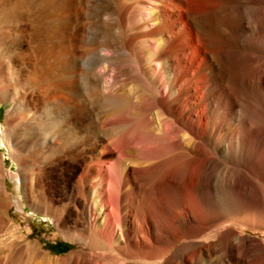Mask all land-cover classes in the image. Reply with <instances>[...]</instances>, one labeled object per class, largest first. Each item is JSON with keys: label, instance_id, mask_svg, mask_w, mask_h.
I'll return each instance as SVG.
<instances>
[{"label": "bare ground", "instance_id": "1", "mask_svg": "<svg viewBox=\"0 0 264 264\" xmlns=\"http://www.w3.org/2000/svg\"><path fill=\"white\" fill-rule=\"evenodd\" d=\"M11 1L24 11L32 3L0 0V7ZM102 1H86L101 23L81 46L73 35L62 59L52 60L59 75L39 89L60 115L80 102L87 113L131 110L105 133L104 122L90 117L91 135L106 136L101 153L111 159L101 191L88 187L82 206L96 244L92 260L264 264V0H133L126 28L120 15L100 9ZM0 64L5 103L19 84L9 85L1 71L6 64L12 75L2 35ZM40 124H32V136L42 140V152L59 150L63 136ZM3 136L15 151L18 135L3 124ZM2 164L0 157V197L10 207ZM15 203L23 211V202Z\"/></svg>", "mask_w": 264, "mask_h": 264}, {"label": "rangeland", "instance_id": "2", "mask_svg": "<svg viewBox=\"0 0 264 264\" xmlns=\"http://www.w3.org/2000/svg\"><path fill=\"white\" fill-rule=\"evenodd\" d=\"M86 1L50 0L47 4L32 0L28 11L21 10L17 1L0 7V35L5 37L14 78L9 75L6 64L1 71L11 80L9 85L13 81L19 84L17 93L11 90L10 100L4 103L0 99V126L4 124L5 130L19 137L15 151L12 139L6 141L7 146L2 142L4 136L0 139L2 169L6 174L4 190L12 197L10 207L0 197V264H90L89 260L95 259L96 244L89 239L82 206L88 200V187L96 185L97 191H101L102 179L108 178L106 165L111 164V159L101 153L106 136L92 137L90 117L104 122L105 133L110 122L128 119L131 110L127 108L122 114L112 115L95 107L87 113L80 102L78 109L67 108L60 115L55 108L46 105L48 99L39 93L48 79L59 75L60 67L52 60L62 59L63 50L73 35L79 33L76 44L81 46L86 31L95 30L101 23L94 16L95 6L87 7ZM132 2L103 0L100 9L120 15L126 28ZM52 14H60L55 23L46 20ZM121 93L128 95V87L122 88ZM54 97L51 96V100ZM62 101L61 105L66 106L67 102ZM134 118L135 125L140 123V118ZM39 122L44 125L43 131L56 128L63 136L65 142L59 150L50 154L42 152V140L36 141L32 136V124ZM11 174L18 178H8ZM16 200L23 202L22 209L27 216L35 217L21 216L23 211L18 209ZM42 214L47 215V221ZM62 230L66 234H60ZM119 233L115 228V240L120 237Z\"/></svg>", "mask_w": 264, "mask_h": 264}]
</instances>
